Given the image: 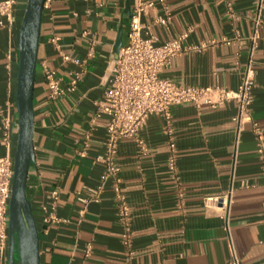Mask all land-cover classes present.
Here are the masks:
<instances>
[{"label": "crops", "instance_id": "1", "mask_svg": "<svg viewBox=\"0 0 264 264\" xmlns=\"http://www.w3.org/2000/svg\"><path fill=\"white\" fill-rule=\"evenodd\" d=\"M27 1L16 0L12 26L0 30V157L6 155L2 118L8 114L14 128L13 154L16 149L18 35ZM155 1L143 22L152 26L158 44L179 38L189 28L193 32L186 45L230 42L178 56L160 76L180 86L238 89L251 57L255 0ZM229 2L237 20L227 13ZM128 6L132 11L134 0H51L43 12L34 92L35 161L27 185L40 236V264H228L233 252L240 264H264V163L252 124H246L237 139L234 102L217 108H172L176 177L167 166L161 116H151L141 132L145 155L133 138L120 140L117 163L132 210L131 259L122 244L110 183L100 202L91 201L104 170L94 159L105 150L108 122L95 112L127 43ZM166 11L170 20L161 26L156 22ZM53 35L60 38L70 61L51 43ZM252 60L256 87L251 112L264 135V30ZM45 68L56 71L63 88L78 79L76 90L48 100ZM88 133L89 155L82 158L77 150ZM54 189L60 192L56 213L66 223L48 226L42 207L49 205ZM225 196L231 198L229 230L218 206L206 204ZM0 264H8V256L0 258Z\"/></svg>", "mask_w": 264, "mask_h": 264}, {"label": "built area", "instance_id": "2", "mask_svg": "<svg viewBox=\"0 0 264 264\" xmlns=\"http://www.w3.org/2000/svg\"><path fill=\"white\" fill-rule=\"evenodd\" d=\"M160 3L163 0H158ZM255 15L253 17L254 33L251 38L250 59L243 74L238 89L229 90L222 87H187L180 86L167 78H162L160 72L171 66L172 60L183 54L203 51L208 47L220 44H230L223 39L221 41L211 40L200 45H186L189 34L193 28H189L179 38L158 44L157 37L152 32V26L143 22L156 5L155 0H134V7L130 14V24L127 32V43L121 48L110 86L104 93L103 100L97 103L95 117L106 116L107 139L105 150L101 155L95 157L94 162L101 164L104 168L101 175L100 185L94 190L91 201L100 202L101 196L110 183L117 208V216L122 228V244L126 249L128 258L134 255L132 249V210L128 196L123 188L122 169L117 163L119 142L124 138H133L139 148L141 155L147 153V144L141 137V132L148 119L153 115L161 116L165 125L163 131L167 136L169 149L168 168L177 175V152L174 131L172 127V108L182 104H193L197 108L209 105L217 108L227 102H234L237 114L233 121L237 128V139L244 130L246 124H252L257 139L258 153L264 163V135L257 123L253 121L251 106L253 104V90L256 87V70L252 56L258 48L260 32L264 30V0H255ZM16 0H0V30L11 27L14 20ZM51 0H46L44 10L49 9ZM227 13L231 19L237 20L231 2L227 3ZM170 14L165 12V17L157 20V24L167 26ZM51 43L55 46L64 60L70 61L68 55L63 54L60 46V38L56 35L51 37ZM45 83L48 89V100L57 101L69 92L77 88L78 79L73 80L68 88H63L56 76V71L44 69ZM13 122L10 115L2 118V144L6 149V155L0 157V258L5 260L8 256L9 243V204L12 194L14 177V154L13 150ZM88 133L84 145L77 150L79 157L86 158L89 155ZM264 173V165H263ZM262 186L264 187V174ZM60 192L54 189L50 193L49 205L42 207L44 222L48 226L63 224L66 220L60 218L57 213V203ZM182 197V194L180 193ZM231 198L206 200L207 207L218 206L221 215L227 222ZM264 216V200L262 204ZM91 252L88 246L87 256ZM228 264H240L235 253Z\"/></svg>", "mask_w": 264, "mask_h": 264}, {"label": "water", "instance_id": "3", "mask_svg": "<svg viewBox=\"0 0 264 264\" xmlns=\"http://www.w3.org/2000/svg\"><path fill=\"white\" fill-rule=\"evenodd\" d=\"M45 1H27L18 35L17 143L9 204L8 264H40V236L27 196V185L30 168L35 161L34 92ZM127 13L130 16L129 6ZM121 46L120 34L117 51Z\"/></svg>", "mask_w": 264, "mask_h": 264}]
</instances>
